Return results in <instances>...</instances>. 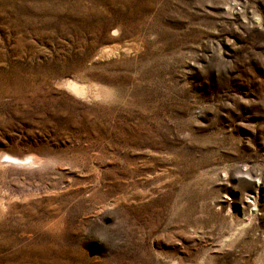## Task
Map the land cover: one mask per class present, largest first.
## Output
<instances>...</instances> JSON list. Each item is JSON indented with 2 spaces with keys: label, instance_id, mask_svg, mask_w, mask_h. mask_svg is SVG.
Masks as SVG:
<instances>
[{
  "label": "rangeland",
  "instance_id": "obj_1",
  "mask_svg": "<svg viewBox=\"0 0 264 264\" xmlns=\"http://www.w3.org/2000/svg\"><path fill=\"white\" fill-rule=\"evenodd\" d=\"M0 264H264V0H0Z\"/></svg>",
  "mask_w": 264,
  "mask_h": 264
},
{
  "label": "bare ground",
  "instance_id": "obj_2",
  "mask_svg": "<svg viewBox=\"0 0 264 264\" xmlns=\"http://www.w3.org/2000/svg\"><path fill=\"white\" fill-rule=\"evenodd\" d=\"M73 85H74L75 89L78 90V91H81L82 88H83V87H80V86H78V85H76V84H73ZM73 89H74V88H73ZM102 91H103V90H102ZM98 95H102V92L99 93Z\"/></svg>",
  "mask_w": 264,
  "mask_h": 264
}]
</instances>
